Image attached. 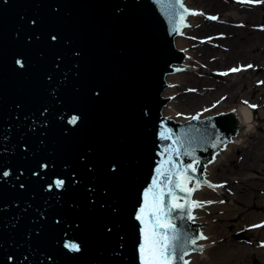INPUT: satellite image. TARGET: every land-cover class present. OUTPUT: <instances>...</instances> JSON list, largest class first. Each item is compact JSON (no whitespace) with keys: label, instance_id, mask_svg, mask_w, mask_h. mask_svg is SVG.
Returning <instances> with one entry per match:
<instances>
[{"label":"water","instance_id":"1","mask_svg":"<svg viewBox=\"0 0 264 264\" xmlns=\"http://www.w3.org/2000/svg\"><path fill=\"white\" fill-rule=\"evenodd\" d=\"M181 2L191 27L197 7ZM181 11L176 0H0V264H141L136 217L169 155L195 158L189 174L217 186L207 169L245 125L235 109L165 115L167 75L189 52L175 40L188 35ZM174 223L208 238L209 222ZM198 247L186 246L188 264Z\"/></svg>","mask_w":264,"mask_h":264},{"label":"rangeland","instance_id":"2","mask_svg":"<svg viewBox=\"0 0 264 264\" xmlns=\"http://www.w3.org/2000/svg\"><path fill=\"white\" fill-rule=\"evenodd\" d=\"M260 1L190 0L205 14L198 16L197 26L186 27V36L194 42L188 49L195 50V61L184 71L174 72L191 76L181 86L179 92L182 94L171 100L178 104L176 117L186 121L207 112L229 111L239 105L256 106L252 118L254 124L244 136L243 144L224 157L211 174L221 187L204 194L205 200L211 201L206 202V208L208 220L214 226L210 230L216 248L208 249V255L197 264H256L254 258H264L253 245L239 239L236 230L239 220L234 219L240 218V212L252 209L247 202L255 193L253 187L261 186L258 180L264 178L262 173L260 178H255L253 169L264 167V41L251 36L254 31H262L258 25L263 24L264 0ZM206 2L212 4L206 5ZM214 2H219L222 7L213 6ZM206 26L207 29L200 30ZM228 38H237L239 45L233 47ZM205 44L215 55L210 50L205 54L198 51L204 50ZM242 145H245L244 149ZM244 222L240 219V225Z\"/></svg>","mask_w":264,"mask_h":264},{"label":"snow or ice","instance_id":"3","mask_svg":"<svg viewBox=\"0 0 264 264\" xmlns=\"http://www.w3.org/2000/svg\"><path fill=\"white\" fill-rule=\"evenodd\" d=\"M158 3L161 0H157ZM181 11L180 22L183 24L184 15L188 13V10L184 7L181 0H176ZM195 14V13H192ZM209 19H216V17H209ZM181 25L173 28V31H177ZM248 67H251L249 65ZM232 72L238 71V69H231ZM247 104V101H244ZM255 108V105H249ZM193 120H198V116L192 117ZM76 122L74 117L71 121ZM164 139H171L170 135L161 133ZM179 138L173 141V144L180 143ZM215 147V145H213ZM172 151L179 157L181 152L179 149L173 148ZM184 155H191L190 152H185ZM167 163L170 165L168 168L157 169V176L154 177L151 186L144 193V206L141 207L140 213L137 215V220L142 224L141 235L142 240L139 245V255L141 264H188V261L184 259L187 255V245H197L198 240L207 239L203 233H199L195 236H188L187 232H182L174 223L175 219H186L194 222L193 210L203 206L202 202L191 201V195L194 191L200 188L201 184H207L209 187L213 186L206 180L190 175L197 172L196 165L199 161L195 158L192 163L186 166L182 163L178 164L169 155ZM4 175H8L7 172ZM163 177V179H162ZM189 181H195L194 186L189 188ZM63 181H57L56 186L61 187ZM177 192L185 193L188 199L184 203H179L180 197ZM211 203V201L207 202ZM178 212V216H174V213ZM70 247L74 251H79V246L75 243L65 245ZM193 250L203 251L202 247L194 248Z\"/></svg>","mask_w":264,"mask_h":264},{"label":"bare ground","instance_id":"4","mask_svg":"<svg viewBox=\"0 0 264 264\" xmlns=\"http://www.w3.org/2000/svg\"><path fill=\"white\" fill-rule=\"evenodd\" d=\"M212 3L206 2V5H211ZM186 5L190 6V7H197L193 4L190 3V0H186ZM213 6H217L218 8H221L222 5H220L219 2H214ZM205 13H202V9L200 7H197L196 13L194 15V20H193V26H197L198 22L200 21V18L198 17L199 15L202 16ZM213 26V25H212ZM210 26V27H212ZM207 29L208 27H204V28H200V30H204ZM231 33V32H229ZM192 34V33H191ZM211 35V34H207L206 36ZM230 35V34H229ZM256 40L260 39L264 41V32H260V31H254L252 33V35ZM194 37V35H193ZM226 37H229L228 35ZM176 45H180V50H189L188 46L190 45V47L193 46L192 40L189 39L186 35H178L176 37ZM230 45H232L233 47H237L239 45V42H237V38H228ZM208 46L207 44H205V48L204 50H198V51H203V53L205 54V52H213V55H215L214 50L211 49L210 47H208V49H206ZM198 49V48H196ZM195 51V50H194ZM194 51L189 50L188 55H187V59H186V63L184 64H179L178 67L179 68H184V67H189L192 65V63L195 61V54ZM197 68V67H195ZM177 72V71H176ZM167 76H172L171 79V83H172V87L170 86H166V97L167 98H175V97H179V95L182 94V91L179 92L181 90V86L183 84H185V81H188V79H190L191 76L186 75V74H178V73H170ZM182 97V96H180ZM235 109L239 114H240V118L242 120V122H244L245 126H242L241 129V133L243 134H237L234 136V140H231L228 144H229V149H223L221 150L216 157V160H214L213 162L210 163V167L207 169L208 172V177L209 180H212L215 183V180L211 174H213V171L215 170V168L222 162V159H224V157L228 156L230 152H232L234 149L238 148L239 146H241V144H243L244 142V136L246 135L247 131L251 128V126H253L254 122L252 119V110L253 107H250L248 105H239L238 107L232 108ZM178 110V104H176V102L174 103L173 101H170L169 103H166V105H164V111H165V115L169 116L171 115L173 118L176 117V112ZM230 110V109H229ZM217 113H213V114H209L208 112L202 115H199L200 118H206L208 116H214V115H218L219 113H227L229 112L228 110H224V111H215ZM170 117V116H169ZM178 118V117H176ZM180 121L184 122L181 118H179ZM243 149L245 148V145H242ZM212 190H210V188L206 187V186H201L200 189H198L195 192V197L197 200L201 201L205 199L204 194L205 193H211ZM222 197V196H221ZM207 200H204L203 203L205 205V207H201L200 209H197V214L195 217V220L202 224V222H209V226H203L204 231H206V234L208 236L207 239L205 240H201V242L204 244L205 249H203L202 252H194L191 255H189V259H193L194 258V264H197V262H199L200 260L203 259V257H205L206 255H208V249H212L214 250L216 248V246L214 245V241L215 238L213 236V231L210 230L211 227L213 226V224L211 225V222L209 219V212L208 209L206 208V203ZM227 207V205L225 206ZM224 210H227V208H224ZM232 215H226L225 217H231ZM223 217V218H225ZM235 216H233L232 218H234ZM234 219H237L236 217ZM258 221V220H256ZM255 221V222H256ZM252 222V223H255ZM251 223V224H252ZM236 226V225H235ZM238 226V225H237ZM214 227V226H213ZM239 227V226H238ZM238 230V229H236Z\"/></svg>","mask_w":264,"mask_h":264},{"label":"flooded vegetation","instance_id":"5","mask_svg":"<svg viewBox=\"0 0 264 264\" xmlns=\"http://www.w3.org/2000/svg\"><path fill=\"white\" fill-rule=\"evenodd\" d=\"M261 25L264 26V16L263 24ZM253 169L256 173L255 178H260V173L264 174V167L263 169L253 167ZM258 182L261 183V186L253 185V191L255 190V193L254 195L252 194V196H250L251 199H249L247 202V204H251L252 209L248 208L246 211L240 212V218L237 217V219L239 220V227H237L236 229H238L237 232H239L238 234L240 240H242L243 242L246 241L248 244L253 245V247L256 248V250H258L261 255L264 256V178L258 180ZM240 219L242 221H245L244 224L240 225ZM252 221L256 222L252 223ZM254 261L256 262V264H264V258L256 257L254 258Z\"/></svg>","mask_w":264,"mask_h":264}]
</instances>
